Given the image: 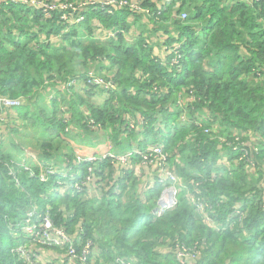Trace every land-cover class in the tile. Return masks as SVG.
Masks as SVG:
<instances>
[{"label": "trees", "instance_id": "trees-1", "mask_svg": "<svg viewBox=\"0 0 264 264\" xmlns=\"http://www.w3.org/2000/svg\"><path fill=\"white\" fill-rule=\"evenodd\" d=\"M118 1L136 2L142 12L89 6L81 23L69 25L59 11L46 16L20 3L0 4V97L22 98L14 110L26 122L9 132L39 131V163L54 164L55 141L72 133L66 128L92 132V122L98 132L111 130L114 140L133 138L137 151L160 147L164 169L186 189L175 207L156 217L152 211L167 186L156 163L145 166L134 155L125 164L108 158L76 164L70 154L66 159L77 178L54 174L42 183L34 164H29L33 176L12 164L26 150L20 143L11 146L13 156L0 145V264H26L11 251L26 244L21 227L32 210L34 219L46 213L62 228L77 254L90 243L85 264H180L177 245L195 251L185 264H264V0L252 5L239 0ZM181 13L184 21L177 18ZM98 27L100 34L114 32L115 37L98 42ZM175 46L180 71L171 65ZM100 60L118 69L109 79L113 89H101L107 94L102 108L74 95L80 83L70 94H60L57 82H84L76 68ZM46 94L54 99L48 108H38ZM179 94L182 107L177 106ZM62 106L67 107L65 120ZM238 135L247 143L253 168L227 145ZM87 167L91 181L78 192L73 186ZM142 169L143 179L155 173L150 187L136 174ZM187 193L208 202L209 224L194 213ZM237 207L241 220L233 215ZM49 260L44 264H54Z\"/></svg>", "mask_w": 264, "mask_h": 264}, {"label": "built area", "instance_id": "built-area-1", "mask_svg": "<svg viewBox=\"0 0 264 264\" xmlns=\"http://www.w3.org/2000/svg\"><path fill=\"white\" fill-rule=\"evenodd\" d=\"M241 3H245L248 5L255 4L260 2L261 0H239ZM5 2H14L20 3L22 5H26L29 7H34L36 9H41L46 16H49L52 12L59 11L62 13L61 20L69 25H77L83 21V15L81 14L87 7L89 6H96L100 5L102 7H109L113 9H122L123 7H129L131 10L142 12L136 2H131V4L126 3L125 1H118V0H87L79 3V5H74L72 3L62 2H42L40 0H0V4ZM180 19L183 21L186 19V14H181ZM106 37L113 38L115 37L114 32L108 33ZM178 58L177 57L173 63L176 67L177 71H180V66L178 65ZM85 83L87 86L95 87L103 90H109L113 88V84L110 80H106L101 76L95 74L93 70H88L85 75ZM77 84L76 79H69L67 82H57V86L59 89L64 93H69L70 89ZM188 99H191L188 97ZM21 99H11V98H4L0 97V109H12L20 107L22 104ZM184 104V98L181 94L178 96L177 106L182 107ZM90 125L93 123L90 122ZM133 128V126H130ZM210 130H204V133H209ZM241 136L238 135L234 138L233 142L228 143L227 145H231L233 150H238L240 155V160H243L248 167L253 168L254 162L251 159V153L248 149L247 143L241 141ZM219 140L223 143L225 142L224 139L219 138ZM133 155L139 156L142 161L143 165L149 166L156 163L158 175L161 177L162 182H164L166 188L162 191L160 197L156 202V213L154 214L156 217L161 216L165 211H168L176 206L177 204V197L180 189H186V187H179L177 186V178L175 177L172 172H168L164 169L165 164V157L162 154V150L158 146L151 147L143 152L133 151L126 154L124 157L118 158L121 164H125L130 157ZM106 157V156H104ZM109 158H114L109 156ZM91 161V160H89ZM26 171L30 172L28 168ZM53 170L50 168H46L44 174L40 175L41 181H45L46 175H51ZM30 176L33 174L30 172ZM91 181V168L87 170L86 176L83 178V181L76 185V189L81 191L83 187H85ZM187 202L190 207L193 209L194 213L203 218L204 221L210 222L207 211L211 209L208 205V202L202 198L191 196L187 193ZM35 215L34 210H32L26 220L24 221L22 230L30 237V241L27 242L26 247L28 250L33 251L36 247H46V248H65L66 257L68 259V263L72 264L75 260H79L80 264L86 263V258L89 254L88 245H86L80 255L76 254V250L72 244V240L69 236L66 235L63 229L56 228L52 226L51 221L47 216L44 218H38L35 222H32V219ZM233 215L238 217L239 220L242 219L243 214L241 213L240 209L234 208ZM26 247L18 248L15 253L21 256L27 264H31L29 261V251ZM195 256V251L186 248L184 245H177L176 252H175V259L180 264H185V261L189 258H193ZM118 264H130L126 263L121 260H117Z\"/></svg>", "mask_w": 264, "mask_h": 264}, {"label": "crops", "instance_id": "crops-1", "mask_svg": "<svg viewBox=\"0 0 264 264\" xmlns=\"http://www.w3.org/2000/svg\"><path fill=\"white\" fill-rule=\"evenodd\" d=\"M97 24L95 23L94 26ZM99 30H101L100 27L97 28L95 31V36L98 40V42L107 41L110 39L109 37H106L104 34H100ZM82 40L86 41L88 38L85 35H81ZM127 42H131L130 39L126 40ZM85 43V42H83ZM162 50V49H161ZM154 52L156 54H161L158 52V50H155ZM93 70L95 74L98 76H102L104 78H110L112 75H115L118 69L116 67H112L110 63L106 60H100L98 62H92L87 63L86 66L77 67L76 70L78 73H85L88 70ZM48 88V87H47ZM74 95L79 96L81 98L87 99L90 106H93L95 108H102L106 99L107 94L104 93L101 89L97 90L96 92H89L86 89H84L83 82H80V84L74 88ZM85 90V91H84ZM87 91V96L84 95ZM95 91V90H94ZM61 95H65L63 93H60ZM53 96L51 94H46V96L42 97L41 103H38L36 106L38 108H48L50 105V102L53 100ZM43 102V103H42ZM62 115L64 116V120L67 117V107L62 106L61 108ZM29 116L33 112V108L29 107ZM87 116V113L84 112ZM87 118V117H86ZM67 122V121H66ZM20 125H26V122L20 118L16 114V110L14 109H3L0 110V145L1 148L4 150L3 153L7 155H15L13 149L11 146L13 144L20 143V147H24L25 153L30 152V154L33 153L37 157V147L38 145L43 141L41 138V135L39 131L36 129L25 127L22 129H19L18 134H12L9 131L11 129H17ZM72 132L71 134L68 132L67 136H62L61 140L62 142L55 141V148L56 152L52 155L53 165L59 167L63 164V160L67 155L72 154L75 157H81L83 159H87L89 157H100L101 155L112 153L116 157H120L121 155L128 153L132 151L133 149L137 148L136 140L133 138L129 139L125 135H120V137L117 138V140L111 138V130L108 132H98L95 129L92 132H82V130H76L74 128L67 127L66 131L69 130ZM32 158H34L32 156ZM30 161L29 159L26 160V163ZM146 172V170L142 169L136 171V174L140 177V180L142 182H149V187L152 184L154 180L153 174L154 171H150L148 177L141 178V173ZM146 190V189H145ZM144 190V191H145ZM56 256L55 252L53 251H43L41 252V258L44 261L45 259L52 260ZM49 260V261H50Z\"/></svg>", "mask_w": 264, "mask_h": 264}, {"label": "clouds", "instance_id": "clouds-1", "mask_svg": "<svg viewBox=\"0 0 264 264\" xmlns=\"http://www.w3.org/2000/svg\"><path fill=\"white\" fill-rule=\"evenodd\" d=\"M62 3V2H61ZM245 4V3H244ZM181 14H185V13H181ZM180 14V15H181ZM180 15L178 16L179 17V20L180 21H182L181 19H180ZM184 21V20H183ZM178 48V46H175L174 48H172L171 50H170V52L172 53L173 52V54H174V56L172 57V59H171V65L176 69V67L174 66V63H173V61L177 58V57H179L178 58V65L180 66V55L178 54V53H176V52H174L176 49ZM180 70H181V66H180ZM87 72V71H86ZM85 72V73H86ZM85 73L83 74V78H84V75H85ZM102 77V76H101ZM104 78V77H103ZM74 79H76L77 80V84L76 85H78L80 82H83V81H81V79H79L78 80V78H74ZM104 79H110V78H104ZM84 80H85V78H84ZM83 84L85 85V86H87V84L85 83V81L83 82ZM75 85V86H76ZM75 86H73V87H75ZM72 87V88H73ZM87 87H90V86H87ZM71 88V89H72ZM90 88H95V87H90ZM71 89H70V91H69V93H64L65 95H67V94H70V92H71ZM96 89H98L99 90V88H96ZM113 89V88H112ZM60 90V89H59ZM103 90V89H102ZM110 90V89H109ZM61 91V90H60ZM104 91H106V90H104ZM108 91V90H107ZM62 92V91H61ZM4 98H8V97H4ZM11 99H17V98H11ZM18 99H21L23 102H22V104L24 103V100L22 99V98H18ZM21 104V105H22ZM18 108V107H17ZM11 109V108H10ZM12 109H15V108H12ZM0 110H3V109H0ZM90 123V122H89ZM88 125H90V124H88ZM92 129H95V130H97V127L95 126V127H93ZM151 147H154V146H149L147 149H149V148H151ZM147 149H145V150H147ZM133 151H137L136 149H134ZM133 151H130V152H133ZM138 152H140V151H138ZM27 153V152H26ZM26 153H25V151L23 152V155L25 154L26 155ZM129 153V152H128ZM128 153H125V154H123V155H121L120 157H116L114 154H112V153H107V154H104V155H101L100 157H89V158H87V159H83V158H81V157H73V161H75V163L76 164H81V163H88V165H91V164H93L94 162H96L97 160H99V159H110L111 161H116V162H119V161H117V159L118 158H121V157H124L126 154H128ZM21 155H17L15 158H13L12 159V164L13 165H15V166H21V167H23L24 168V170H26V168H28L29 170H30V165L29 164H34L36 167H38L39 168V174H38V178H39V181L40 182H42V183H45L47 180H48V178H49V176H51V175H54V174H57V175H62V176H69V179H71V180H73V179H75V178H77V172H72V169H71V167H69V162H68V160L66 159V157L64 158V162H63V164L61 165V166H59V167H57V166H55V165H53L52 163L50 164V163H45V164H41V163H39L40 161L38 160V158H32V156H30V161H28L27 163H26V159L25 160H22V161H17L18 159H19V157H20ZM104 156H106V157H104ZM109 156H112V157H114V158H109ZM134 156V155H133ZM89 160H91V161H89ZM74 163V162H73ZM120 163V162H119ZM46 168H50V169H52L53 170V173L51 174V175H46L45 176V181H41V178H40V175L41 174H44V172H45V169ZM89 168H91V167H87V169H86V173H87V170L89 169ZM91 171H92V169H91ZM30 172L32 173V171L30 170ZM33 174V173H32ZM86 175H84V177H85ZM84 177H82L81 179H80V181L78 182V183H76L74 186H73V188L76 190V191H78V192H81V191H79V190H77L75 187H76V185H79L82 181H83V178ZM178 183H182V182H178ZM180 189V188H179ZM182 189H180V191H181ZM179 191V192H180ZM179 194V193H178ZM186 196H187V194H186ZM154 210H156V206H155V208H154ZM153 210V211H154ZM153 211H152V215L153 216H155L154 214L155 213H153ZM35 212V211H34ZM45 216H47L48 218H49V216L46 214V213H44L43 215H39L36 219H34V217H35V215H34V217H33V219H32V222H35L39 217L40 218H44ZM26 220V219H25ZM24 220V221H25ZM49 220L51 221V223H52V226L53 227H55L54 226V223H53V221L49 218ZM23 224H24V222H23ZM22 227H23V225H22ZM22 227H21V230H22ZM56 228H58V227H56ZM62 229V228H61ZM23 231V230H22ZM24 232V231H23ZM65 232V231H64ZM25 233V232H24ZM26 234V233H25ZM67 235V234H66ZM26 236H27V241H26V244H27V242L28 241H30V237L26 234ZM68 236V235H67ZM71 238V237H70ZM71 240H72V238H71ZM26 244H23V245H21V246H19V247H17V248H15V249H13L11 252H13V253H15V251L18 249V248H20V247H26ZM86 245H88L89 247H88V249H89V252H90V243H86L85 244V246ZM84 246V247H85ZM84 247H82L81 248V251H80V253L82 252V249L84 248ZM75 248V247H74ZM26 249H27V247H26ZM60 248H46V247H36V248H34V250L33 251H30V250H28L29 251V261L31 262V264H34V262H40L41 264H44V261L42 260V258H41V252H43V251H53V252H55V254H56V256L52 259L54 262V264H59L60 262H62V261H66L67 263H68V259H67V257H66V253H65V248L64 249H60ZM58 251L61 253V254H58ZM15 254H17V253H15ZM77 254V253H76ZM18 255V254H17ZM78 256L80 255V254H77ZM20 258H21V256L20 255H18ZM32 258H33V260H34V262H32ZM21 259H23V258H21ZM24 260V259H23ZM24 262L26 263V261L24 260ZM48 261H46L45 263H47ZM74 262H78L79 264H80V261L79 260H75ZM73 262V263H74ZM86 262H87V260H86ZM72 263V264H73ZM27 264V263H26ZM69 264V263H68Z\"/></svg>", "mask_w": 264, "mask_h": 264}, {"label": "rangeland", "instance_id": "rangeland-1", "mask_svg": "<svg viewBox=\"0 0 264 264\" xmlns=\"http://www.w3.org/2000/svg\"><path fill=\"white\" fill-rule=\"evenodd\" d=\"M83 1H87V0H70L67 3H72V4H74L76 6V5H79V3L83 2ZM177 18L179 19V17H177ZM129 39L131 40V38H129ZM30 156H33L35 159L37 158L35 155H33V153L30 154V152L28 151L26 153V155L25 154L24 155L22 154L17 161H22V160H25V159L26 160L27 159H30ZM63 162H64V160H63Z\"/></svg>", "mask_w": 264, "mask_h": 264}, {"label": "water", "instance_id": "water-1", "mask_svg": "<svg viewBox=\"0 0 264 264\" xmlns=\"http://www.w3.org/2000/svg\"><path fill=\"white\" fill-rule=\"evenodd\" d=\"M153 213H156V211L154 210Z\"/></svg>", "mask_w": 264, "mask_h": 264}]
</instances>
